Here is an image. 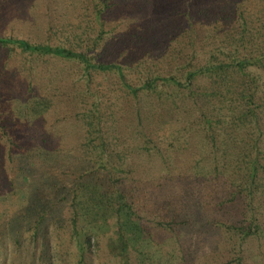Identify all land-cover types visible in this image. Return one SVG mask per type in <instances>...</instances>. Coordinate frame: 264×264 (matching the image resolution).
Here are the masks:
<instances>
[{
  "label": "rangeland",
  "instance_id": "374dc122",
  "mask_svg": "<svg viewBox=\"0 0 264 264\" xmlns=\"http://www.w3.org/2000/svg\"><path fill=\"white\" fill-rule=\"evenodd\" d=\"M100 1L0 0V37L87 52L99 30L93 11L101 8L103 38L90 52L97 62L121 65L131 87L148 74L182 82L211 49L206 18L236 3L257 24L264 6V0H102L103 7ZM232 79L235 91L244 88L264 103L262 67ZM155 88L134 95L115 74H87L78 61L0 45V264H120L111 252L119 230L128 239L129 264H264V239L230 237L220 224L233 214L229 203L212 208L214 197L224 202L227 182L207 180L225 139L204 124V115L220 107L217 96L208 102L204 96L210 80L197 76L190 89L158 81ZM88 122L120 151L111 164L121 166L109 179L93 168ZM261 132L260 156L264 123ZM224 144L232 156L236 145ZM260 199L252 207H263L255 209L264 222ZM101 200L103 214L85 212Z\"/></svg>",
  "mask_w": 264,
  "mask_h": 264
},
{
  "label": "trees",
  "instance_id": "16d2710c",
  "mask_svg": "<svg viewBox=\"0 0 264 264\" xmlns=\"http://www.w3.org/2000/svg\"><path fill=\"white\" fill-rule=\"evenodd\" d=\"M100 2L102 3V7L105 6L102 0ZM101 12V8L93 11V16L98 23L99 30L97 31V35L92 39L91 48L87 52L75 51L61 46L31 44L26 40L18 38L0 37V45L3 47L10 46L31 55H51L64 60L78 61L82 64L87 74L90 71L115 74L124 88L134 95L142 90L155 91V85L158 81L163 84L190 89L192 82L197 76L210 80L211 91L209 94L204 95L202 93L201 95L207 96V102L217 96L219 101L218 107H220L218 108L219 112L213 109L210 113L204 115V124L208 131L216 130L225 136V139L221 143L222 147L220 151L222 154L219 155L220 159L216 164H213L207 180L217 181L219 177L224 178L223 176H226L224 180L227 182L226 186L221 189L225 197L224 202L221 201L219 196L214 197L215 203L212 208L222 206L223 203H229L228 208L233 211V214H230V217H227L220 224L229 232L230 237L237 238L240 241L255 238L264 239L263 213L261 214V212L256 211L263 207H252V201L255 198L261 197L259 200L261 202L264 196V165L260 161V159L264 160V155L260 156L258 154L260 152L258 141L260 133L262 135L261 126L264 123V103L256 104L254 93L251 94L244 88H240V91H235L232 86L233 73H243L247 67L252 66L264 69V6L258 10V22L255 20L257 24L251 21L252 18L249 14H245L246 9L238 6L236 3L229 4V6L224 5L220 11H214L210 15V18H206L207 27L212 30V33L205 40L208 38V46H211V49H208V52L204 53L205 56H201V58L197 57L196 64L193 67H188L183 74V81L181 82L173 75L148 74L142 85L138 87H131L125 81L121 65L113 61L97 62L95 55L90 53L94 52L93 48L103 38ZM218 31L221 33L219 34ZM254 35L256 36L253 37ZM174 53L176 52L172 51V54H169V60L173 61V63L176 62ZM182 67L184 68V66ZM223 109L226 110L225 115L221 114ZM99 128V124L94 126L88 122L86 143L92 144L93 147L91 151L92 156L95 158L93 164L94 170L101 171L109 179L110 170H118L121 163L117 165L111 164L113 155L117 151L115 148H111L110 142H106L102 135H100ZM242 134L247 136V140L240 138V136H243ZM94 139L95 141H93ZM225 142L230 145H236L235 153L232 156L225 155V151H227ZM119 152L116 153V156L121 159ZM121 193L122 189L119 190V194L123 196ZM95 194L97 195L96 192ZM97 198L98 196L96 200ZM116 202L118 206L119 202L117 200ZM119 206H124V204L119 203ZM95 208L103 214L102 209L106 208V203H103L101 200L95 202L93 206H86L84 210L88 214H92ZM141 229L142 232H146L143 228ZM72 234L74 238L77 235V229L74 224ZM89 242L90 236L87 235L83 239V245L79 247L81 251L87 248L85 244L89 245ZM128 247L126 235L120 230L119 232L117 231V236L113 244H111V252L120 259V264H129ZM83 256L84 254H82ZM235 264H241L240 259H237Z\"/></svg>",
  "mask_w": 264,
  "mask_h": 264
}]
</instances>
